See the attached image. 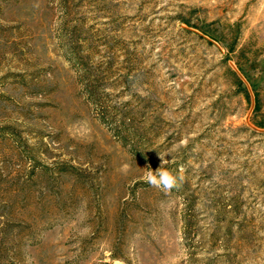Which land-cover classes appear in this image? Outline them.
Returning a JSON list of instances; mask_svg holds the SVG:
<instances>
[{
  "label": "rangeland",
  "instance_id": "1",
  "mask_svg": "<svg viewBox=\"0 0 264 264\" xmlns=\"http://www.w3.org/2000/svg\"><path fill=\"white\" fill-rule=\"evenodd\" d=\"M118 261L264 264V0H0V264Z\"/></svg>",
  "mask_w": 264,
  "mask_h": 264
},
{
  "label": "clouds",
  "instance_id": "2",
  "mask_svg": "<svg viewBox=\"0 0 264 264\" xmlns=\"http://www.w3.org/2000/svg\"><path fill=\"white\" fill-rule=\"evenodd\" d=\"M167 162L168 160L166 159L162 160L160 167L155 171H153L149 166L146 172V180L152 186L161 187L166 191H170L177 186L178 181L183 180V177L174 175L171 170H169L167 167L162 166ZM117 264H121V262L118 261Z\"/></svg>",
  "mask_w": 264,
  "mask_h": 264
}]
</instances>
